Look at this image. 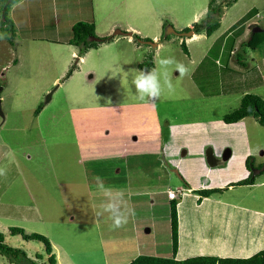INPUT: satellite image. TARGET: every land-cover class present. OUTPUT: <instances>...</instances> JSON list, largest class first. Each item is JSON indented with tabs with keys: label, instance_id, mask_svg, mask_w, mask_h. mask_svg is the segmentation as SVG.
I'll use <instances>...</instances> for the list:
<instances>
[{
	"label": "rangeland",
	"instance_id": "obj_1",
	"mask_svg": "<svg viewBox=\"0 0 264 264\" xmlns=\"http://www.w3.org/2000/svg\"><path fill=\"white\" fill-rule=\"evenodd\" d=\"M43 1V6L37 9L38 13L35 16L30 17L29 14L26 27L25 20L22 24L21 19L18 24L6 25L1 14L7 1L0 0V23L6 25L5 31L0 30V168L6 170V175L0 176V231L5 235L7 244L26 251L36 263L46 264L48 255L42 243L24 241L18 235L9 234V227L18 226L27 233L37 232L46 236L58 264H106L105 253L109 247L103 245L104 236L101 228L107 225L102 218H99V222L92 219V203L85 193L83 182L85 168L83 169V163L79 161L84 160L82 156H85L80 153L78 145V138L83 140V134L76 130L77 123L80 122H76L72 110L114 102L140 101L137 99L132 79L141 70L138 64L157 46L144 43L147 38L155 43L158 39L165 40L161 44L164 47L157 48L159 56L155 54L156 58L154 60L153 57V61L173 56L191 69L183 78L178 72L169 69L175 91L170 93L165 89L162 96L154 102L158 119L162 123L167 120L176 124L182 123L183 129L196 130L195 134H199L197 129L205 130L207 134H202L207 136L209 144L207 146L210 149H214L210 147L212 144L221 141L228 144V148L233 151L236 150V142L247 145L241 152L247 151V156L252 158L254 167L250 172L264 166V126L254 117H246L242 119L245 125H239L243 127V131L234 139L231 138L234 135L229 131L236 132L235 127L221 124L222 117L239 106L245 93L257 94L264 99V62H261L264 56V41L255 49L245 45L249 39L245 30L248 28V31H251L253 24L263 29L256 31L257 36L264 37V0H239L227 11L221 10L218 20L222 14H226L220 22V27L211 36H206L204 31L201 32L197 39L194 35L186 37L169 33L167 39L161 36L169 31V26L176 31H182L193 22H201L206 16L211 0H80L77 1L76 9L72 3V8L66 11L55 10L56 4H59L58 0ZM223 6L225 3H220V9ZM252 8H255L259 16L251 18V14L240 26L231 27L236 19L244 16ZM24 12L28 11L24 9L22 13ZM65 14L70 15L69 20L63 18ZM9 15L8 13L7 16ZM92 17L95 18V31L100 34H104L102 31L104 24L112 19H117L120 25L116 26L111 34L115 29L122 30L126 26L132 27L135 31L132 32V36L123 35L126 38L115 39L118 35H112L115 37L111 41L103 42L97 48H90L86 64L81 65L78 62L83 71H77V67L67 78L65 74L75 61V58L69 55V47L64 44L25 39L31 34L35 38L49 40L48 37H51L53 32L57 38H68L74 21L82 19L86 21L85 19ZM194 17L197 18L193 20ZM241 26L243 28H240ZM237 28L244 29L241 37L244 43L234 51L235 54L240 53L241 57H236L234 53L229 54V46L235 39L227 36L234 37ZM225 32H228L226 36ZM134 34L140 38H134ZM220 34L225 38L215 45H224L222 51L226 58L218 59V63H212L213 60L207 58L203 61L215 37ZM128 37H132L133 42L128 41ZM194 38L195 40H192ZM189 39L191 40L187 41L189 54H186L182 51L180 42ZM210 53L214 55V51ZM238 57L246 63L245 68L242 66L241 69V66H238ZM13 60L15 62L12 63ZM227 61L233 69L244 72L228 76L225 72L230 68L226 64ZM87 68L91 69L88 72L89 76L84 74ZM225 80L228 82L224 84ZM200 89L209 93L204 95ZM40 104L43 107L35 115L34 111ZM184 136L182 135V138ZM205 141L200 135H191L187 137L186 142L200 144ZM215 153L219 158L221 154L223 156L226 154L221 150ZM229 155L233 157V154ZM208 158L212 162L214 155H211V151ZM223 165L224 162L221 161L218 169L225 168ZM228 170L234 168L228 167ZM247 171L249 175V170ZM253 175L256 176L253 184L233 185L230 188L234 187L233 190L227 189L229 194L224 195L227 197L226 200L233 198L234 203L240 205L241 209L235 208L226 213L223 209H227L226 206L217 207L221 215L215 218V223L220 224L222 219L226 223V217L222 216L229 215V224L226 228L227 237H231L229 244L235 241L236 236L242 235L245 238L249 234L260 239L256 241L255 238L244 239L240 236L241 240L236 243V247L246 249L259 243L261 246H256L261 247L258 249L261 250L264 249V170ZM163 177L166 187H172L174 191L181 190L178 186L183 185L182 194H178L176 198L178 201L182 200L179 206L182 213L195 207L197 199L195 200L192 193L184 190L186 186L178 180L174 172L167 170ZM223 191L214 192L218 194L215 197L220 198ZM142 200L141 204H148ZM150 201H153V198ZM247 208L255 211L247 212ZM161 211H154L153 218L158 219L159 214L165 213ZM137 214L143 215L139 211ZM105 215L110 216L102 214ZM191 218L195 220L192 214ZM196 220L197 223H193L194 230L205 235L209 241L205 242L195 236L191 239L192 242H188L190 239L184 237L182 232L181 247L192 251L187 257L217 255L212 253L216 244L211 243L210 239L211 229L218 234L219 230L209 226V220L206 221L201 216ZM202 220L205 225L200 227ZM166 223V220L165 223L161 222L159 229L162 235L167 234ZM143 224L142 221L138 223L139 236L148 239L151 233H145L146 227L143 228ZM205 228H208L207 232ZM129 231L130 228L125 232ZM154 232L157 233L158 229H154L152 233ZM258 233L260 235H257ZM112 234L115 239L116 235L114 232ZM243 241L245 244L249 243L248 241L250 243L243 246ZM146 244L145 248L139 249L141 251L138 254L172 256L171 243L169 245L165 240L154 245L158 247L156 254L149 252V244L147 242ZM110 246L120 245L112 243ZM218 254L220 257L221 255L242 257L232 256L223 251H219ZM124 261L117 260V264H123ZM0 264L18 263H10L4 255H0Z\"/></svg>",
	"mask_w": 264,
	"mask_h": 264
},
{
	"label": "crops",
	"instance_id": "obj_2",
	"mask_svg": "<svg viewBox=\"0 0 264 264\" xmlns=\"http://www.w3.org/2000/svg\"><path fill=\"white\" fill-rule=\"evenodd\" d=\"M58 1L59 4H56L55 10L58 11L61 9L63 11H66L72 8L71 6L72 3H74L75 6L74 8L76 9L78 6V5L76 6L77 1L80 0H58ZM238 1L239 0H237L235 3H233L230 6H223L221 10L222 11L224 10V12L227 11L228 8H231L232 6L236 5ZM43 4H44L43 0H23L22 6H18L21 5V0H18L17 2L13 3L12 6L10 7L8 13L12 17H10V15L9 17L13 21L14 25L18 24L20 19L22 24H23V20H25L24 26L27 27L29 14L30 17L35 16L38 13L37 9L42 7ZM24 9L27 10L28 12L22 13V10ZM48 10H50L49 6H48ZM225 14L226 13L220 16L219 23L222 22V19L224 18ZM69 16H70L69 14L68 15L65 14L63 18L69 20ZM256 16H259L258 12H255L252 17H256ZM196 18L197 17H194L193 20H195ZM240 18L236 19L233 22V24L236 21H238ZM94 20H95L94 17L88 19V21H92L95 25ZM76 21H74L73 23H75ZM104 25L105 27L104 29H102L104 34H100L95 31L97 37L111 34L112 30L116 26H119L120 24L117 22V19H112L110 21H107ZM122 30L123 31L132 30L131 32L135 31L130 26H126V28ZM243 30H241L238 34L234 36L233 39L235 40L232 42V45L230 46L229 54L234 53V51L237 50L236 48L244 43L243 42L244 40L243 41L241 40V37L243 36L242 34ZM245 33H247L246 35L249 36L251 31L250 30L248 31L247 28V30H245ZM201 34H202L201 32L197 34L193 33L196 39L200 37ZM220 36L221 34L215 37L214 43L211 44L207 53L203 57L202 59L203 61L207 58L209 60H213L212 63H218V59L221 60L222 57L226 58L225 54H223L224 51H222L224 45H221V47L215 45L217 43V40L220 39ZM53 37L56 40L35 38L34 35L31 36V34H29L27 37H25V39H30L33 41L40 40V41H46L56 44H64L65 46L69 47V55L71 58H75L77 56L78 50L76 46H73L72 44L68 43L69 37L65 38L64 40L60 37L57 38L55 36V32H53L51 38ZM114 37L115 36H113V38ZM118 38H126V36L118 35L116 36L115 39ZM153 39H156V37H153ZM127 40L131 41L132 37L130 38L128 37ZM162 41L165 40L162 39L156 40L157 46L155 48L152 47L154 60L156 58L155 54L157 48L159 45L162 44ZM187 41H191V40L190 39L185 40L186 47L188 50ZM90 51L91 50L88 49L82 56L78 57V61L76 62L78 67L77 71L80 72L83 71V67H81L80 64L81 65L86 64L87 59L90 56ZM212 51H214V55L210 53ZM188 54H189V50H188ZM235 55L237 57L240 55V53L237 52ZM263 57L261 62H264ZM13 62L15 61L13 60L12 63ZM154 63L156 62L154 61ZM237 63L238 66L239 67L241 66L240 68L242 69L243 67L241 64H239L238 59H237ZM226 64L228 67L233 69L232 65L228 61L226 62ZM89 67L91 68V66ZM87 69L85 70L84 73L85 76H89L88 72L91 71V69L88 70ZM237 72H244V71L239 70ZM233 74L237 75L236 73H232L230 71L227 72L228 76ZM226 82L228 81L225 80L224 84ZM201 92H203L204 95L209 93V92L205 93L203 90H201ZM154 102L151 100L145 102L122 101V102L101 104L99 106L92 105V106H87L84 108L72 110L74 111V115H75L74 118L76 122L77 121L80 122L77 123L78 126L77 128L76 127L75 128L77 131H81V133L83 134V140H80V137L78 138L79 140L78 145H79L80 153L84 154L85 156H82L84 160H79V161L83 163L82 164L83 169L85 168L83 173V178H84L83 182L85 186V193L87 194L89 201L92 203L91 206L92 219L96 222H99V218H102L106 221V225H107L101 228V233L104 236L103 245L105 247H109L105 253L106 264H117V260L119 261L125 260L123 264H127L128 262L131 261L130 260L131 257L134 256L136 257L137 255H139L138 253L141 251L139 249L141 247L145 248V246L147 245L146 242L149 244V246L152 245V247L148 246V249L149 252L153 254H156V251L158 252V247L154 246L155 244H157V242L165 240L170 245L171 238H170L169 203L171 199L167 197V190L169 189L171 190L172 187L167 188L164 183L163 176H165L167 170H169L170 172H174L178 180L181 181L186 186L184 190H186L187 193L189 192L192 193L193 190L199 188H222L224 190L223 192H221L222 195L220 198L222 199H220L219 197H215L218 192L212 193L210 196L204 197L200 202L196 201L195 207L191 208V210L189 211L186 209L185 213H182V211H180L179 209L182 200L178 201L177 203L178 251L175 255L176 258L183 259L189 256L190 254H192V251H190V249L187 250L186 248H184V246L181 247L182 232L184 234V237L190 239L188 240V242H192L191 239H193L195 236L198 239L202 238L205 242L209 241L205 237V235L200 234L199 232H196L194 230L193 223L195 224L197 223L196 219L199 216L204 218V220L206 219V221L209 220L210 223L209 226H213L219 230V234H218V233H214L211 229L212 237L210 239V242L216 244V247L212 250L213 251L212 253L217 254L215 256L219 255L218 254L219 251L220 252L223 251L224 253L232 256L246 257L247 255H250L254 251L260 249L261 244L259 243H255L254 247H249L246 249L236 247V243L238 244L240 242L241 240L240 236L242 235L236 236L235 241L229 244L230 242L229 238L231 237H227L228 232L226 231V228L228 226L227 224H229L228 222L229 215L222 216L224 218L226 217V223L223 221V219L221 222H219L220 224L216 225L215 223L216 222L215 218L221 215L219 213L220 210H217V207L220 208V206H226L227 209L223 208L224 211H226V213H228L229 210L230 211L235 210V208L241 209L240 205H236L234 203L233 198H231L230 200H226L227 197L225 196H227L226 194H229L227 192V189L228 190L234 189V187L230 189L231 186H229V183L236 182L248 176L247 175L248 171L245 167V160L248 152L247 151L241 152L242 148L244 146L247 147V145H243L239 142H236L237 147L236 150L233 151L230 150V148H228L229 147L227 146L228 144L221 141V142H216L215 144H212V146H210V147H214V149L212 148L214 151H212V149H210L207 146L209 144H207V136H205L207 133L205 130L197 129L199 131V134H195L196 130L193 131V129H183L182 127L184 124L182 123L176 124L170 120H167L166 122L163 121L162 123L157 117L158 115L155 110ZM243 120L241 119L240 121L231 124H226L224 122L221 124L235 127L236 132L229 131L234 135L231 138L235 139V137L241 131H243L242 130L243 127L239 126V125L242 126L245 125L244 123H242ZM97 121L98 124H96ZM101 123H103V125H101ZM202 133L205 135H203ZM182 135L183 136L185 135L184 138H182ZM191 135H200L201 137H203V140L206 141L200 144L187 143L186 142L187 137L189 138V136ZM190 144H194V146ZM226 149L227 151H229L226 152L228 153V156L226 158L225 156H223V154L220 155L221 157L223 156V158L221 157L219 158V156H217L215 153L219 150L225 152ZM209 151H211V155H214L212 162L208 158ZM230 153L233 154L232 158L229 155ZM221 161L224 162L223 167L225 168L218 169V165ZM228 167L234 168V170L229 171ZM95 176L102 177L106 187H111L114 190L124 191L125 200L127 201L128 206L134 210V215L130 216L129 222L124 227L119 229H113L112 228L113 222L110 219V216L109 215L102 216L103 213L104 214H109V213L104 212L101 208V205L106 202V198L104 197L103 193H101L98 190L96 183L93 180V177ZM182 186H183L182 184L178 186L179 187L178 189H181L180 194H182ZM225 191L226 193H224ZM193 196L195 200L198 198L196 194L195 195L193 194ZM151 198H153V201H150ZM142 199H146V200H142ZM140 200H142V202L146 201L148 202V204L143 205L141 204ZM156 210H162L161 212H165V213L159 214L158 219L153 218L155 216L154 211ZM137 211L143 213V215L138 216ZM192 211L195 213L193 214ZM246 211L251 213L254 212L255 210H249L247 208ZM191 214L194 216L195 220H192ZM214 215L215 217H213ZM165 220L167 222L166 223L167 234L162 235L160 233L159 228L161 226V222L165 223ZM204 220L201 221L203 223L200 224V227H203L205 225ZM140 221L144 223L143 228L146 227L145 233L148 234L151 233L148 239H146L144 236H141L143 239H145L143 240L139 236L138 223ZM128 228H130V231L125 232ZM156 228L158 229V232L152 233V231H154V229ZM205 229H206L205 232H207L208 228ZM109 230H110V234H108ZM112 232H114V234L116 235L115 239L113 238ZM257 235H260V233H258ZM246 237L243 238L248 239L251 237V238H255L256 241L260 239L259 237L250 236L249 234ZM248 242L250 243V241ZM112 243H115L116 245L118 244L120 246L112 247L110 246ZM249 243L245 244L243 241L242 245L248 246ZM228 245L230 247H228ZM256 245H260L259 246L260 248H258V246ZM180 248H182V254H180ZM112 250H114L113 253ZM117 251H121V252L117 253ZM180 255H182V257H180ZM221 257L223 256L221 255Z\"/></svg>",
	"mask_w": 264,
	"mask_h": 264
},
{
	"label": "trees",
	"instance_id": "obj_3",
	"mask_svg": "<svg viewBox=\"0 0 264 264\" xmlns=\"http://www.w3.org/2000/svg\"><path fill=\"white\" fill-rule=\"evenodd\" d=\"M5 3L3 8L2 18L8 24H13L11 18H9L8 12L10 9V5L17 2L18 0H4ZM237 0H211L207 11L205 13V18L200 22H193L190 27H185L182 31L192 30L194 34L200 33L202 31L205 32L207 36L212 35L214 31H216L219 26L218 15L221 11L220 3H225V6H230L235 3ZM256 10L254 8L250 9L244 16H242L238 21H236L231 27L240 26L244 23L248 18L252 16ZM251 16V17H252ZM5 24L0 23V30L3 32ZM257 25H251V33L249 35V39L246 41L245 45L252 49H255L259 44L264 41L263 38H259L256 32H252V29ZM240 28H243L242 26ZM237 28L236 33L238 34L241 29ZM262 31V30H261ZM225 36L228 32L224 33ZM170 34H164L161 38L167 39ZM223 34L220 36L225 38ZM229 38H234L232 36H228ZM93 38H98L97 40ZM113 38L112 35H106L97 37L95 33V25L92 21H83L79 20L76 21L71 25V35L68 39V43L74 46H77L78 52L77 56L75 57V61L70 65L69 69L65 74V78L69 77L73 70L77 68L76 62L78 61V57L82 56L88 49L90 48H97L99 44L103 42H109ZM134 38H140L138 35L134 34ZM49 40H54L55 38L48 37ZM65 39V38H64ZM63 39V40H64ZM56 40V39H55ZM136 40V39H135ZM148 40V38L146 39ZM217 40V42H219ZM11 44V42H10ZM232 45V42L230 46ZM229 46V47H230ZM180 47L182 51L188 54V50L186 47L185 41L180 43ZM221 47V46H220ZM240 56V55H239ZM241 57V56H240ZM239 58V57H238ZM15 61V60H14ZM239 64L245 67L246 63L238 59ZM139 69H151L154 67L153 61V53L150 52L144 60L138 64ZM230 71L232 73H236L237 71L233 70L232 68H228L226 72ZM230 74V73H229ZM42 105H38L35 109L34 114L37 115L40 110L42 109ZM252 116L254 117L258 123L264 126V99L261 98L257 94L253 93H245L241 97L240 104L237 108L233 109L232 111L226 113L222 120L226 124H231L240 121L246 117ZM245 167L249 170V175L246 178L238 180L236 182L229 183V186L233 185H247L253 184L256 178L255 175L250 172V170L254 167L253 161L251 156H247L245 160ZM223 190L222 188H199L192 191L193 194L198 196L197 201L200 202L204 197L210 196L214 192H220ZM177 203L178 200L171 199L169 203V217H170V238H171V253L172 256L170 257H163V256H155L149 254H139L135 258H133L127 264H264V249L258 250L254 254L247 256V257H220L215 255H197L191 256L184 259H176L175 255L178 251V215H177ZM9 234L14 236L18 235L24 241H38L43 244L44 251L48 255L46 264H58L55 254L53 253L52 245L48 238L40 233L31 232L27 233L25 230L18 226H11L8 228ZM0 255H4L8 262L10 263H18V264H38L32 258H30L26 251L10 246L5 241V235L0 231Z\"/></svg>",
	"mask_w": 264,
	"mask_h": 264
},
{
	"label": "clouds",
	"instance_id": "obj_4",
	"mask_svg": "<svg viewBox=\"0 0 264 264\" xmlns=\"http://www.w3.org/2000/svg\"><path fill=\"white\" fill-rule=\"evenodd\" d=\"M22 3L23 0H21V5L18 6H22ZM163 47V45L158 46V48ZM156 55L159 56V51H157ZM170 68L178 72L181 78L187 76L191 71L188 65L176 60L173 56L160 58L156 61L155 67L139 70L138 74L132 79L137 99L140 101L148 99L154 102L162 96L165 89L170 93L174 92L175 86L169 75ZM5 175L6 170L0 168V176ZM93 180L95 181L98 190L103 193L106 198V202L101 205V208L104 212L110 214V219L113 222L112 228L119 229L124 227L129 222L130 216L134 215V210L128 206L127 201L125 200L124 191L106 187L103 178L100 176L93 177ZM176 192V198H178V194L181 193V190H177Z\"/></svg>",
	"mask_w": 264,
	"mask_h": 264
},
{
	"label": "water",
	"instance_id": "obj_5",
	"mask_svg": "<svg viewBox=\"0 0 264 264\" xmlns=\"http://www.w3.org/2000/svg\"><path fill=\"white\" fill-rule=\"evenodd\" d=\"M9 1V0H8ZM169 31L166 32V34H175L177 36H192L193 35V31L192 30H188V31H176L175 29H173L172 27L169 26ZM263 30L261 27L259 26H256L252 29V32H256V31H261ZM113 35H132V32L130 31H123L121 29H115L112 33ZM95 40H97L98 38H93ZM144 43L148 44V45H151V46H154V45H157V43H155L154 41L152 40H145L143 41ZM2 114V113H1ZM225 152H229V151H225ZM227 154V155H226ZM224 156L225 158L228 156V153H226ZM264 170V166H262L260 169H257V170H253L252 171V174L253 173H259L260 171ZM255 171V172H254Z\"/></svg>",
	"mask_w": 264,
	"mask_h": 264
},
{
	"label": "built area",
	"instance_id": "obj_6",
	"mask_svg": "<svg viewBox=\"0 0 264 264\" xmlns=\"http://www.w3.org/2000/svg\"><path fill=\"white\" fill-rule=\"evenodd\" d=\"M179 191V190H178ZM176 191H174V190H168L167 191V196H168V198H176Z\"/></svg>",
	"mask_w": 264,
	"mask_h": 264
}]
</instances>
